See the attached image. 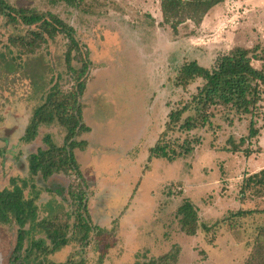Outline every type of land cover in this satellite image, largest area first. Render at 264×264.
<instances>
[{"label":"rangeland","instance_id":"1","mask_svg":"<svg viewBox=\"0 0 264 264\" xmlns=\"http://www.w3.org/2000/svg\"><path fill=\"white\" fill-rule=\"evenodd\" d=\"M17 8L53 12L76 28L91 66L82 98L86 130L84 147L74 153L87 184V205L94 229L90 242L81 240L84 229L75 193L81 181L75 173H56L48 179L32 175L29 156L47 147L51 134L61 145L66 130L59 123L43 124L38 136H23L35 109L53 84L63 90L74 80L66 61L68 39L63 34L31 49L23 41L31 31L0 14V190L24 187L26 198L39 206L38 223L61 225L70 242L44 258L32 242L46 238L44 227H34L15 257L20 224L0 221V264L63 263L74 258L84 264H134L158 257L175 244L181 248L178 264H244L255 236L264 226V189L253 185L241 197L245 177L264 169V102L254 117L257 138L241 149L249 133L252 113L233 103L218 102L191 108L196 127L170 131L175 147L186 138L194 145L189 155L174 161L150 158L151 148L169 120V112L184 105L205 83L197 78L184 88L178 84L183 64L193 60L211 67L216 58L236 47L262 44L264 53V0H223L200 24L188 20L175 33L163 21L161 0H83L78 6L54 0H8ZM32 39V38H31ZM253 64L264 68L263 59ZM206 125L198 124L202 113ZM190 199L197 207L200 226L185 233L178 208ZM239 209L256 212L232 216ZM40 221V222H39ZM95 225V226H94ZM26 228H30L27 223Z\"/></svg>","mask_w":264,"mask_h":264},{"label":"trees","instance_id":"2","mask_svg":"<svg viewBox=\"0 0 264 264\" xmlns=\"http://www.w3.org/2000/svg\"><path fill=\"white\" fill-rule=\"evenodd\" d=\"M59 1V0H54ZM69 6H78L83 0H60ZM223 0H161V10L163 21L170 24L175 33L181 24L188 20L200 24L207 13ZM0 14L5 16L11 23H23L28 27L36 26L31 31L30 40L21 38L23 43L34 49L49 39H55L63 34L68 39V49L66 51V61L69 72H71L74 84L72 88L63 90L57 83L53 84L46 94L44 101L35 109L30 123L25 129L24 140L30 142L39 134V128L43 124H53L59 122L66 130L64 142L58 145L51 134L44 137L47 145L39 148L29 156V171L32 175H42L44 179L52 177L56 173H75L81 181V188L75 193L78 203V214L83 217V211L90 218L87 205V184L82 175L80 165L75 156L74 149L84 147L85 140L78 138L88 130L83 118L82 98L86 89L87 76L91 66V59L88 50L82 48V44L77 35L76 28L70 23L60 18L53 12H38L25 8H17L8 0H0ZM32 38V39H31ZM253 59H263L262 44L256 43L253 48L236 47L232 51L219 55L211 67L203 66L198 61L193 60L182 65L178 75V84L187 88L192 81L197 78L204 79L205 83L192 96V99L183 106L169 112V120L165 129L160 134L155 145L151 148L150 158L162 157L174 161L180 156L189 155L194 151L193 142L186 138L175 147L167 140L170 131L179 126L181 130L196 127L193 118L188 117L183 124L179 123L184 113L191 108L200 110L218 102H224L252 113L249 125V133L242 137L240 144L231 141L232 147H225L226 150H243L250 156L254 151L252 148L241 149L247 139L257 138L259 135L256 126L255 116L258 114L259 104L264 102V68H258L253 64ZM210 121L209 115L202 113V118L198 124L206 125ZM259 185L264 189V169L250 174L243 179L241 184V197L244 198L246 191L253 185ZM39 206L32 198H26L24 187L4 188L0 190V221L10 222V213L20 224L17 242L15 246V257L21 256L24 249V242L28 234L36 225L44 227L46 238L51 245H47L45 239L32 242V248L40 250L44 258L47 254L54 253L66 246L70 242L69 235L63 226L53 221L38 223ZM256 212L250 209H239L232 213V216H247ZM180 224L182 230L188 235H195L198 229L207 225L199 224V214L196 205L190 200H184L178 208ZM40 222V221H39ZM81 227L84 234L81 237L83 242H90V233L94 229L88 219L82 218ZM30 223V228L26 224ZM95 226V225H94ZM181 248L175 244L169 251L145 261H136L134 264H178ZM23 264V262L21 263ZM44 264H84V260L77 261L74 258L63 263L53 260ZM244 264H264V226L260 227L254 238L252 249Z\"/></svg>","mask_w":264,"mask_h":264}]
</instances>
